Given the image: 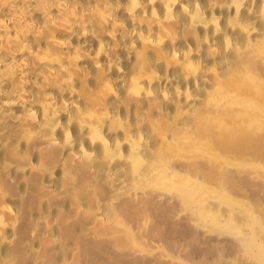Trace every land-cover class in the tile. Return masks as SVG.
<instances>
[{
    "label": "rangeland",
    "instance_id": "374dc122",
    "mask_svg": "<svg viewBox=\"0 0 264 264\" xmlns=\"http://www.w3.org/2000/svg\"><path fill=\"white\" fill-rule=\"evenodd\" d=\"M91 1L76 0L79 4L65 7L61 14L63 16L44 14V21L40 19L39 26H25L15 37L27 45L38 29L35 41L30 43V52L37 57L33 71L44 65L50 69H45L47 72L42 76L43 83L32 88V100L40 104L38 113L28 114L22 110L23 117L19 119L11 114L0 116V167L13 170L12 176L17 180L20 178L19 183H16L19 184L18 188L16 184L14 188L21 190V194L15 193L6 200L9 194L7 187L10 186H7L6 176L0 170V264L19 263V253L23 252L18 251L27 247H23L25 243L20 242L26 238L25 241L33 243L32 232L29 230L31 235H18L19 249L18 245H15L16 250L4 245L2 233L7 230L13 233L15 211H21V215L26 216L28 207L33 203L36 209L39 207L40 213L43 209L51 211L59 206L58 201L65 192L58 187L56 193L46 195V198L41 193L42 196L38 195L41 198L36 196V201L32 200V203L22 195L26 191L33 196L34 188L42 190L54 174L61 177L71 168L69 149L66 148L63 155L56 157L49 153L40 154L31 148L30 141L32 143V140L40 136L50 137L54 134L62 144L75 143L78 150H83V140L88 148L96 145L98 156L85 158L96 160L102 167L110 155L128 151L130 147L129 151L134 152L128 143L121 145L122 138L143 134L150 143L156 141V144L151 143L154 145V155L187 158L191 165L197 161L208 164L206 169L209 170L203 173L206 183L218 184L224 170L235 172V169L236 174L239 173L238 169L242 174H253L259 178V182L261 180L264 183V148H261L264 145V77L250 73L254 71L251 69L255 62L264 66V36L256 38L252 34H240L239 28L252 27L253 24L247 8L240 11L237 5H231L227 6L229 9H214L219 2L226 4L230 0H179L178 4L176 0H139L140 7H145V10H141L142 14L138 16L126 7V4H132L134 0H120L123 8L113 11L105 8L108 0H98L104 7L86 16L87 21L93 22L89 33L96 39L95 43L92 42V48L87 49L81 44L82 34L68 32V36L63 37L62 32L69 22L83 13V5L88 6ZM181 1H187L191 7L200 4L201 12L206 11L202 15L199 12L193 17H187L183 8L179 7ZM257 2L263 5L264 0H261L262 3L260 0ZM73 5L76 11L71 12ZM172 12L181 21L177 28L165 27L162 22ZM236 37L243 39V45L236 55H232L233 58H228L230 68L227 66L228 70L223 69L217 57L224 46L220 44L234 41ZM185 38H191L188 47L184 43ZM182 48L185 49L184 55L179 54ZM205 63L209 64L206 65L209 68L206 67V75H203L202 65ZM10 70L14 68L7 69ZM205 76L210 82L208 89L205 88L208 92L207 101L199 108L202 111L191 113V117L188 111L190 99L181 95L185 88L196 91L198 83L203 82ZM212 80L215 83L213 85ZM20 83L21 80L17 79L9 84L15 90ZM49 85H56L58 93L69 100L72 98L73 106L64 108L58 102V97L48 90ZM163 91L174 96V101L154 98L155 94L159 95ZM185 115L190 116L187 128L191 133L188 130L187 140L183 137L185 127L181 125ZM108 123L114 129L112 132L104 130ZM67 126L71 128V136ZM116 130H119V134H114ZM257 143L261 146H257ZM221 160L227 164L224 162L222 165ZM41 199L44 200L40 202L42 204L39 203ZM249 202L254 203L252 200ZM246 205L252 207L247 201ZM32 208L34 206L29 210L31 214ZM37 212L34 210V218H37ZM28 236L30 238L27 239ZM42 261L39 264H47Z\"/></svg>",
    "mask_w": 264,
    "mask_h": 264
},
{
    "label": "bare ground",
    "instance_id": "6f19581e",
    "mask_svg": "<svg viewBox=\"0 0 264 264\" xmlns=\"http://www.w3.org/2000/svg\"><path fill=\"white\" fill-rule=\"evenodd\" d=\"M119 1L108 0L105 8L109 11L121 10L123 5ZM178 1L176 0L177 4ZM187 1H181L179 5L186 12L187 17H193L199 12L202 15L206 11L201 12L200 4L189 6ZM139 2L134 0L132 4H126V7L138 16L142 14L141 10H145V7H140ZM258 2L257 0H230L226 4L219 2L214 9L222 10L231 5L233 7L237 5L239 10L247 8L253 24L252 27L239 28L240 34H252L256 38H262L264 36V3L262 5ZM84 3L83 1L82 4ZM70 4H77L76 0H0V116L11 114L19 119L23 117L22 110L28 114L38 113L40 104L32 100V88L38 83H43L42 76L47 72L45 69L50 68L44 65L38 68L39 70L33 71L37 57L30 52L32 48L30 43L35 41L38 29L35 30L27 45L15 37L25 26H39L44 21V14L60 16L64 13V8ZM73 6L71 12L76 11V6ZM103 7L98 0H92L88 6L83 5V13L67 24L62 32L63 37L68 36V32L82 34L81 44L87 49L92 48L96 39L89 33V28L93 26V22L87 21L86 16ZM247 10L245 12H248ZM177 17L172 12L170 16L162 19V22L165 27L177 28L181 22ZM40 19H42L41 22ZM70 38L73 37L70 36ZM241 38L236 37L234 41L220 44L224 46L223 49L220 48L222 50L217 57L223 69L228 70L230 63L228 58L240 51L243 45ZM188 40L184 39L187 47ZM257 46L259 47L260 44ZM184 48L180 49L179 54H185ZM206 65L209 64L202 65L203 75H206V67L209 68ZM11 67L14 70L7 71ZM24 69L25 72H22ZM251 70H254V73L250 71L252 75L264 77L262 63L255 62ZM17 79L21 80V83L12 90L9 83ZM213 82L212 80L211 84ZM246 84L249 85V83ZM209 85V79L205 76V80L198 83L196 91L185 88L183 94H180L190 99L188 102L190 116L194 112L197 114V111L204 106L208 94L205 88ZM48 90L58 97V102L64 108L73 106L72 98L69 100L60 92L58 93L56 85H49ZM260 90H263L262 87ZM166 92L155 94L154 98L160 100L167 98L174 101V96ZM185 117L181 125L185 127L183 137L187 140L191 131L187 128L189 118L186 120ZM105 126V131L114 130L109 123L108 127ZM66 129L71 136L70 126ZM118 132L119 130H116L114 134ZM51 135L50 137L40 136L32 140V143L30 141L31 148L40 154L49 153L56 157L59 154L63 155L65 153L63 150L67 148L71 153V168L66 173L64 171L61 177L54 174L50 178L51 181L47 182V187L42 190L34 188L33 196L26 191L22 195L29 203H32V200L36 201V196L39 198L38 195L41 193L45 194V196L41 195L45 198L56 193L58 187L65 192L61 194L59 206L51 211L43 209L40 213L39 207L35 208V203L29 206V210L34 206L33 212L38 210L37 218H34L35 214L29 213L28 209L26 216L21 215V211H15L13 233H10L12 232L10 230V232L7 230L4 234L2 233L4 245L15 248L19 242V234L31 235L32 232L33 236L32 244L29 240L25 241L26 238L22 240V243L20 242V244L25 243L23 247L25 245L27 247L17 250L23 252L19 253L17 264H39L42 260L47 264H264V183L261 180L259 182L258 177L252 176L253 174H242L238 169V174L236 169V173L233 172L234 170H224L223 176L217 175L220 178L218 180L221 181L217 183H221V187L215 183V185L206 183L203 173L209 168L206 169L208 164L205 165L203 160L201 161L205 164L197 161L191 165L187 158H171L165 154L162 157L154 155V145H151L153 142L150 143L143 134L138 137L125 135L126 137L120 141L121 145L128 143L134 148V152L129 151L130 147V149L127 148L128 151L110 155L106 165L100 167L99 162L90 159L95 155L98 156L96 145L88 148L83 140L81 143L83 150H78L75 148V143L62 144L56 135ZM184 138L181 139L184 140ZM258 145L261 146L257 143ZM261 148H264V145ZM86 156L90 157L85 158ZM224 162L222 161L221 164ZM0 170L6 176L7 186H10L7 187L9 194L6 200L13 197L15 193L21 194V190H17L19 184H16L19 183L20 178L17 180L12 176L14 172L11 168L3 167ZM42 200L39 203H43L44 200ZM246 201L252 207H247L249 205H246ZM39 206L42 207V205ZM29 236L27 239L30 238ZM50 255L53 256L50 257Z\"/></svg>",
    "mask_w": 264,
    "mask_h": 264
}]
</instances>
